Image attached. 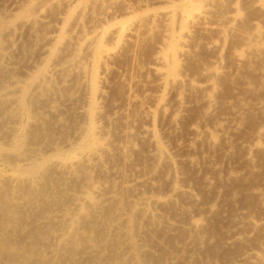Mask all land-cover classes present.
I'll return each instance as SVG.
<instances>
[{"label":"bare ground","instance_id":"1","mask_svg":"<svg viewBox=\"0 0 264 264\" xmlns=\"http://www.w3.org/2000/svg\"><path fill=\"white\" fill-rule=\"evenodd\" d=\"M112 1L81 0L73 7V0H30L17 16L0 17V264H230L233 252L220 216L202 229L178 218L180 203L166 214L156 212L155 204L168 207L176 202L153 198L145 189L153 181V162L137 180L117 174L121 177L117 186L115 168L135 165L129 158L137 151L136 143L142 144L140 161L148 152L152 160L165 159L176 167L153 130L143 128L136 135L130 131L136 118L130 119L132 111L124 102L135 103L132 87L128 85L126 96L124 89L116 88L124 105L110 117L103 104L111 105L112 99L106 100L103 88L111 72L108 62L130 44L139 47L142 36L153 35L168 49L155 50V62L168 67L164 72L154 68L166 80L161 86L187 88L195 94L213 93L219 82L225 87L249 83L256 97L246 98L243 109L252 114L255 100L264 106V31L252 29L255 24L248 29L249 15L238 14L236 0H180L169 9L135 19L121 37L118 28L100 33L94 22L88 23L92 19L85 20L86 13L106 9ZM115 3L128 9L126 0ZM240 4L242 9L249 6L264 23V0ZM44 9L62 25L58 36L42 32L47 23ZM85 25L93 36L74 35V29L81 31ZM160 25L163 29L156 31ZM17 35L24 36L19 48L12 39ZM104 37L118 39L114 49L103 51L105 60L99 66L103 78L89 81L86 75L94 69L87 58L102 49L99 41ZM32 41L49 59L25 75L22 63L32 59ZM79 41L82 47H77ZM224 42L238 43L232 50L237 52L236 74L246 73L250 81L233 79L213 65L200 68L205 84L180 77L181 59L211 50L219 56ZM177 99L181 108L182 99ZM202 104L213 106L209 94ZM80 118L86 126L80 125ZM147 142L153 149H147ZM218 150L223 159L237 156L233 144ZM232 220L237 216L230 215ZM190 245L198 250L189 256L185 247ZM257 259L264 264V256Z\"/></svg>","mask_w":264,"mask_h":264},{"label":"rangeland","instance_id":"2","mask_svg":"<svg viewBox=\"0 0 264 264\" xmlns=\"http://www.w3.org/2000/svg\"><path fill=\"white\" fill-rule=\"evenodd\" d=\"M73 1V7L81 3V0ZM178 1L180 0H126L127 9L123 4H116L113 0L107 4L106 9L98 7L86 13L85 20L92 19L93 21H88V23L94 22L100 33L118 28L120 29L119 37H121L124 35V29L135 19L169 9ZM192 1L194 0L185 2ZM241 1L236 0L235 5L238 14L244 17L249 15L251 23L247 25L248 29L255 24L252 29L263 32L264 23L257 14L250 13L249 6L242 9ZM29 4L30 0H0V17L17 16L27 9ZM42 15L47 22L42 32L46 35L56 34L55 36H58L62 25L46 9L43 10ZM88 25H85L81 31L74 29V35L81 36V38L93 36L91 29L87 28ZM162 29L160 25L155 30ZM147 37L142 36V44L139 47L134 48L130 44L117 57L108 62L111 72L106 76L107 86L103 89L106 100L112 99V104L109 105L110 107H105L103 104L104 112L110 117L119 111L118 109L124 103L128 104L133 116L130 119L136 118L130 131L136 135L141 133L143 128L153 130V134L159 139L160 145L175 164L176 169L170 167L172 164H168L165 159L161 163L155 161L154 158L152 160L148 152L143 161H140L138 153L142 144L136 143L137 151L129 158L130 162L135 165L118 166L112 177L117 186L121 185V177H117V174L131 181L137 180L138 177L150 171L153 162V181L145 184V189L153 198L164 202L167 200L176 202L168 207L155 204L154 207L159 215L166 214L167 209L180 203L178 218L185 219L188 225H198L202 229L213 224V219L220 216L223 222V232H227L226 238H229L228 247L233 252L230 264H263L257 258L264 256V114L262 115L264 106L260 108L255 100L256 111L252 114L244 111L245 99L256 97L250 92L252 86L249 83L243 84L244 82L231 87H225L219 82L213 93L201 91L195 94L187 88L173 89L169 85L161 86L166 80L154 71V68L162 72L168 70L166 65L155 62L154 59L156 47H162L161 40L153 35ZM108 38L104 37L101 42L99 41L102 49H98L94 57L87 58L88 67L94 69L93 74L86 75L88 80L103 78L99 68L105 60L103 54L106 49H114L118 39V37L109 38V40ZM12 39L15 48H19L24 36L17 35ZM32 43V59L31 61L27 59L22 63L25 75L36 72L42 63L49 59L47 54L39 51V46H34L33 41ZM83 45L84 43L79 41L77 47ZM233 45L230 46L224 42L219 56L211 50L202 51L201 54H196V57L187 60L181 59L180 77L188 78L195 84H205L200 68L213 65L219 68L224 75L230 74L233 79L244 80L246 78L245 82L250 81L246 73L236 74L234 59L237 52L232 50L238 43L235 42ZM162 49L163 53L168 51L164 46ZM166 77L170 78L169 75ZM128 85L132 87L135 99L133 105L128 101H122L121 93H115L116 88L124 89L126 96ZM204 93L209 94L214 102L210 108L203 107ZM178 96L183 102L181 108L177 105ZM105 98L103 102L106 101ZM240 118L244 120L240 121ZM249 118L252 119L248 120ZM25 120L24 118L23 121ZM173 120H177L176 123ZM80 125L86 126L83 118H80ZM258 132L263 135L262 138L260 135L257 137ZM227 143L234 145L236 158L223 159V154L218 149L220 145ZM151 146L153 144L147 142V149L152 148ZM68 150L67 153L72 156L71 150L69 148ZM6 173L11 174V171H6ZM214 187L221 188L211 192ZM176 189L187 191L189 195H178ZM191 203L192 205L189 206ZM230 215L237 216L238 220L230 221ZM185 248L189 256L198 250L192 245Z\"/></svg>","mask_w":264,"mask_h":264}]
</instances>
